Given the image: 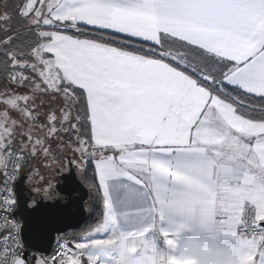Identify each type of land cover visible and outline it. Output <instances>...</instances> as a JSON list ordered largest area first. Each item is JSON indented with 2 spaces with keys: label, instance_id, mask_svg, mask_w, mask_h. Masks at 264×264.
I'll use <instances>...</instances> for the list:
<instances>
[{
  "label": "snow or ice",
  "instance_id": "6c2138e0",
  "mask_svg": "<svg viewBox=\"0 0 264 264\" xmlns=\"http://www.w3.org/2000/svg\"><path fill=\"white\" fill-rule=\"evenodd\" d=\"M0 264H264V0H0Z\"/></svg>",
  "mask_w": 264,
  "mask_h": 264
},
{
  "label": "water",
  "instance_id": "95a60500",
  "mask_svg": "<svg viewBox=\"0 0 264 264\" xmlns=\"http://www.w3.org/2000/svg\"><path fill=\"white\" fill-rule=\"evenodd\" d=\"M75 183H76L75 181H70V182L65 184V187H74ZM78 195L83 196L84 201L88 200L86 189L83 192H78ZM82 204H83V201L81 202V205ZM70 213H72L73 215H71L70 220L68 222H70L72 224H76L77 227H80L84 223V221H85V219L87 217V212H84L83 215H80L77 212V209H76L75 206H73L72 209H70ZM50 250L51 249H49V251Z\"/></svg>",
  "mask_w": 264,
  "mask_h": 264
},
{
  "label": "trees",
  "instance_id": "16d2710c",
  "mask_svg": "<svg viewBox=\"0 0 264 264\" xmlns=\"http://www.w3.org/2000/svg\"><path fill=\"white\" fill-rule=\"evenodd\" d=\"M93 221H94V215L90 216V214H87V217H86L84 223L78 228H82V227L86 226L88 223H91Z\"/></svg>",
  "mask_w": 264,
  "mask_h": 264
},
{
  "label": "rangeland",
  "instance_id": "374dc122",
  "mask_svg": "<svg viewBox=\"0 0 264 264\" xmlns=\"http://www.w3.org/2000/svg\"><path fill=\"white\" fill-rule=\"evenodd\" d=\"M87 214H89V213L87 212Z\"/></svg>",
  "mask_w": 264,
  "mask_h": 264
},
{
  "label": "built area",
  "instance_id": "2783aa9c",
  "mask_svg": "<svg viewBox=\"0 0 264 264\" xmlns=\"http://www.w3.org/2000/svg\"><path fill=\"white\" fill-rule=\"evenodd\" d=\"M50 251H51V250H50ZM50 251H49V252H50Z\"/></svg>",
  "mask_w": 264,
  "mask_h": 264
}]
</instances>
